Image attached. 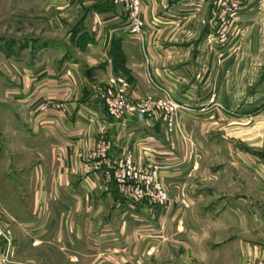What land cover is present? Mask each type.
Here are the masks:
<instances>
[{
  "label": "crops",
  "instance_id": "obj_1",
  "mask_svg": "<svg viewBox=\"0 0 264 264\" xmlns=\"http://www.w3.org/2000/svg\"><path fill=\"white\" fill-rule=\"evenodd\" d=\"M141 1V37L114 0H46V36L0 38V90L9 98L0 102V208L14 236L41 229L37 240L46 238L59 263L129 242L138 217L154 211L120 196L102 170L83 168L104 139L110 163L126 152L136 162L158 156L170 205L155 207V218L167 217L166 231L183 225L188 240L189 222L201 219L205 249L233 247L238 264L264 260V0H245L235 16L244 28L237 42L254 44L252 52L225 54L209 43L214 0ZM120 76L133 99L166 89L187 106L177 128L107 116L103 90ZM212 90L219 105L209 103ZM45 99L64 111L39 113ZM14 248L0 240V264H34L10 259Z\"/></svg>",
  "mask_w": 264,
  "mask_h": 264
},
{
  "label": "rangeland",
  "instance_id": "obj_2",
  "mask_svg": "<svg viewBox=\"0 0 264 264\" xmlns=\"http://www.w3.org/2000/svg\"><path fill=\"white\" fill-rule=\"evenodd\" d=\"M234 1L241 3V5L245 3V0ZM54 15V12L50 14L53 18ZM243 29L240 28V25L237 26L235 19L232 20L229 28L230 35H228L227 40L221 44L211 45L212 51L214 50L218 54L236 53L243 50L248 53L252 52L254 44L253 46L248 44L240 46V43L237 42ZM42 35L46 36V0H0V38L20 39L22 37L31 38ZM213 95L216 105H219L216 102V92L212 90L210 97ZM7 100L9 98L5 97L0 90V102ZM203 110L200 108L196 111L201 114ZM195 128L197 133L200 134L202 127L195 126ZM1 134L4 141L3 146L10 148V134L6 131ZM7 159L11 164L12 160L10 158ZM14 159L16 161V158H13V161ZM19 159L21 160L22 158ZM27 159L26 157L23 158L25 162ZM13 174L17 175V173ZM18 175L20 174L18 173ZM202 207L204 206H200V209L197 210L200 211ZM147 208L149 212L153 213L154 211L153 219L146 215L138 217L140 218L139 223L142 225L141 229L138 233L132 231L134 235L130 236L129 242L124 243V245L114 246V250L108 249L103 253L96 254L94 258H84L78 261L79 263L77 264H238V254L233 247L231 249L227 248L225 251L215 249L211 251V248H204L203 235L205 233L203 232V221L201 219L189 222L188 228L193 230L194 236L189 232L192 237L186 240L184 233H186L187 227L184 228L182 225L179 229L176 223L171 230L166 231L167 226L170 228L171 224L170 221L168 222L167 217L157 219L155 218V206L148 204ZM196 212L195 214H197ZM9 222L11 223L12 221ZM12 229L10 226L11 240H13L12 244L15 247V253L10 259L17 258L20 261L29 259L34 264H67L65 259L71 262L69 257L67 259L65 255H61L62 261H60L62 263H59L58 254L46 252V244H48L46 243V238H43L40 242L36 237L40 234L41 229L32 228L34 234L31 233L30 238L24 236L20 231L14 236ZM188 248L189 252H186ZM255 263L253 262V264Z\"/></svg>",
  "mask_w": 264,
  "mask_h": 264
},
{
  "label": "built area",
  "instance_id": "obj_3",
  "mask_svg": "<svg viewBox=\"0 0 264 264\" xmlns=\"http://www.w3.org/2000/svg\"><path fill=\"white\" fill-rule=\"evenodd\" d=\"M114 1L126 12L129 33L141 37L144 32L141 18L142 1ZM214 6L210 20L211 45L221 44L227 40L232 20L235 19L241 3L234 0H214ZM128 90L129 84L125 78L121 76L109 78L103 90V105L107 116L114 120L149 116L161 119L168 129H174L178 125L179 113L189 110L187 106L177 102L166 89H162L161 96H142L135 99L129 96ZM209 103L216 104L214 95L209 98ZM51 109L64 111L62 106L51 99L43 100L37 111L45 113ZM96 148L97 151L90 154L92 162L85 163L84 169L102 170L106 182L115 184L120 196L134 202L147 201L162 212L166 211L170 205L169 191L162 182V165L156 154L150 159L136 162L132 153L126 152L119 161L110 163L106 161L107 142L102 139ZM0 240L4 242L6 249L12 242L10 222L4 209H0ZM7 256L8 253H5L2 260L7 259ZM255 264H264V260Z\"/></svg>",
  "mask_w": 264,
  "mask_h": 264
}]
</instances>
